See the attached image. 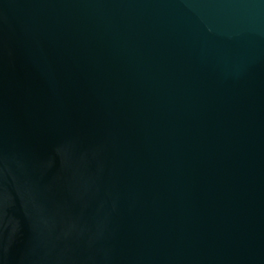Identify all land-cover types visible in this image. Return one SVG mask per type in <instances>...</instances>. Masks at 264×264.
Returning <instances> with one entry per match:
<instances>
[{
  "label": "water",
  "instance_id": "95a60500",
  "mask_svg": "<svg viewBox=\"0 0 264 264\" xmlns=\"http://www.w3.org/2000/svg\"><path fill=\"white\" fill-rule=\"evenodd\" d=\"M0 264H264V0H0Z\"/></svg>",
  "mask_w": 264,
  "mask_h": 264
}]
</instances>
